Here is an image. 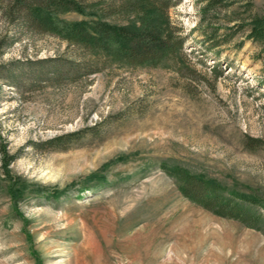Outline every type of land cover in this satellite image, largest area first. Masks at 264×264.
I'll return each instance as SVG.
<instances>
[{"label": "rangeland", "instance_id": "rangeland-1", "mask_svg": "<svg viewBox=\"0 0 264 264\" xmlns=\"http://www.w3.org/2000/svg\"><path fill=\"white\" fill-rule=\"evenodd\" d=\"M13 1L0 0V132L28 191L15 207L0 169V264H264L261 231L184 197L163 168L264 199V51L246 37L264 0L221 8L220 34L241 26L213 50L200 43L198 0H178L171 16L187 37L182 73L108 64L77 83L34 82L30 69L18 70L74 48L16 13L5 19ZM8 73L16 83L1 80ZM71 132L66 148L48 143Z\"/></svg>", "mask_w": 264, "mask_h": 264}, {"label": "trees", "instance_id": "trees-1", "mask_svg": "<svg viewBox=\"0 0 264 264\" xmlns=\"http://www.w3.org/2000/svg\"><path fill=\"white\" fill-rule=\"evenodd\" d=\"M178 0H103L97 5L83 0H14L8 5L4 18L16 13L25 27L58 37L69 47V57H46L25 63L32 80L56 81L69 78L77 83L80 79L97 73L108 64L119 66H164L182 73L187 52L184 30L172 20L171 10ZM197 30L202 35L200 43L209 42L206 48L213 50L229 43L237 34L236 27L219 30L215 16L221 8L232 4L231 0H198ZM252 6V2L250 1ZM77 12L90 14L92 18L77 21L56 20L59 14ZM15 14V15H16ZM117 20H111L116 19ZM248 39L259 42L264 51V11L248 17ZM242 25L241 28H244ZM16 83L17 74L8 73ZM1 78V77H0ZM74 132L57 135L48 140L53 148H66ZM253 142H260L259 140ZM250 143V146H259ZM16 155L10 154L0 132V169L6 178L10 198L15 207L28 191L27 180L10 171ZM164 171L177 182L182 195L213 214L239 221L245 226L264 234V199L228 188L205 175L192 173L180 166H166ZM95 176V175H92ZM58 197L59 194L57 193ZM30 237V236H29Z\"/></svg>", "mask_w": 264, "mask_h": 264}]
</instances>
